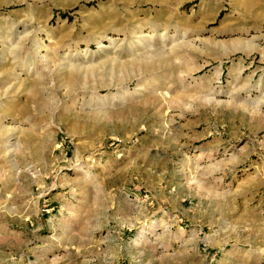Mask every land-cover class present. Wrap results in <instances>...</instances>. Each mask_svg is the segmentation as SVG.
I'll list each match as a JSON object with an SVG mask.
<instances>
[{
    "label": "rangeland",
    "instance_id": "374dc122",
    "mask_svg": "<svg viewBox=\"0 0 264 264\" xmlns=\"http://www.w3.org/2000/svg\"><path fill=\"white\" fill-rule=\"evenodd\" d=\"M0 264H264V0H0Z\"/></svg>",
    "mask_w": 264,
    "mask_h": 264
}]
</instances>
